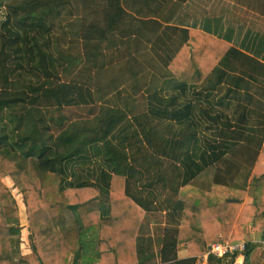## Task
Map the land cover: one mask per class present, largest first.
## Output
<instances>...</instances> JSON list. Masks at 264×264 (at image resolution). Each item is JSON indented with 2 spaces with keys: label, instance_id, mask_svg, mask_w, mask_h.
<instances>
[{
  "label": "trees",
  "instance_id": "trees-1",
  "mask_svg": "<svg viewBox=\"0 0 264 264\" xmlns=\"http://www.w3.org/2000/svg\"><path fill=\"white\" fill-rule=\"evenodd\" d=\"M205 1L0 0V264H196L264 232V18Z\"/></svg>",
  "mask_w": 264,
  "mask_h": 264
},
{
  "label": "crops",
  "instance_id": "crops-1",
  "mask_svg": "<svg viewBox=\"0 0 264 264\" xmlns=\"http://www.w3.org/2000/svg\"><path fill=\"white\" fill-rule=\"evenodd\" d=\"M227 1H229L231 3H234L235 5H238L239 7H241L242 9H244L245 11H250L252 13H256L257 15L260 16V18L261 17L264 18V16L261 15L260 14V11H259V9L261 8V6L264 5V0H258L257 3L254 4V5H256L255 7L251 6L250 3L248 2V0H227ZM207 2H208V0H206L203 3L201 9L199 10V12L197 14V17L202 12H205V13H207L210 16L217 17L213 13H211L212 12L211 9L210 10L208 9V11H207L206 8H204L206 6ZM239 14L240 15H236L235 14L234 16L236 18L240 19V22H244V20H246V18L242 15L243 12H241ZM248 21L251 22L250 19ZM239 25H240V23L237 22V24H236V28L237 29L240 28ZM247 31L248 30L245 27L244 30H243V33H246ZM242 37H244V36H242ZM246 201L248 202V201H251V200L247 199ZM21 216H22L21 225H22L23 234H25V230H27L26 238L23 237L22 248H23V246L25 248H29L28 249V252L30 253L31 252V247H30L29 241H28L29 240V231L27 229V222H26V219H25V215L23 216L22 211H21ZM251 226H252V224H250V225H246V224H236L234 226V228H233V233L234 234H237V235H241L243 239L235 240V241H246V242H248V244L250 242H264V232L263 231H254V230H252ZM181 246H183V253H181V251H180V247ZM189 255H190V253H189L188 248L184 244H180L179 250H178V256L180 258H186ZM244 261H245V255L238 253V255L236 256V258L234 260V264H243ZM206 264H208V262Z\"/></svg>",
  "mask_w": 264,
  "mask_h": 264
},
{
  "label": "rangeland",
  "instance_id": "rangeland-1",
  "mask_svg": "<svg viewBox=\"0 0 264 264\" xmlns=\"http://www.w3.org/2000/svg\"><path fill=\"white\" fill-rule=\"evenodd\" d=\"M258 0H248V2L250 3L251 6L255 7ZM232 157V160L234 161H237L239 162L240 164V172L236 175V180L238 182H241L243 183L244 180H245V175L248 173V171L251 169V162L248 160V158H246L245 156H242L238 153H235L233 155H231ZM4 181L9 184L10 186V190L12 192V194L14 195L15 199L17 200V203L19 204V206L21 207V211H22V214L23 216L25 215V212H24V202H23V197H22V193L19 189H17L18 187L14 186L13 185V181L9 178H5ZM21 219H22V216H21ZM26 234H27V230H25V234H23V231H21V235H20V238H21V245H20V252H21V255L22 256H27L29 255L30 253L28 252V249L29 248H25L23 246L22 248V242H23V237L26 238ZM28 239V238H27ZM27 241V240H26ZM29 241V240H28ZM28 244V243H27ZM29 245H30V242H29ZM179 250V249H178ZM180 251L181 253H183V246L180 247Z\"/></svg>",
  "mask_w": 264,
  "mask_h": 264
},
{
  "label": "built area",
  "instance_id": "built-area-1",
  "mask_svg": "<svg viewBox=\"0 0 264 264\" xmlns=\"http://www.w3.org/2000/svg\"><path fill=\"white\" fill-rule=\"evenodd\" d=\"M247 247L248 242L246 241L215 242L209 246L206 253L196 256V264H206L210 255L230 257L236 253L244 254Z\"/></svg>",
  "mask_w": 264,
  "mask_h": 264
}]
</instances>
